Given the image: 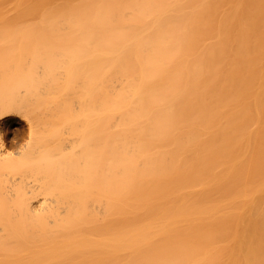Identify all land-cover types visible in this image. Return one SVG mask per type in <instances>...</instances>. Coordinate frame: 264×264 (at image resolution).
<instances>
[{
  "label": "bare ground",
  "instance_id": "6f19581e",
  "mask_svg": "<svg viewBox=\"0 0 264 264\" xmlns=\"http://www.w3.org/2000/svg\"><path fill=\"white\" fill-rule=\"evenodd\" d=\"M2 118L0 264H264V0H0Z\"/></svg>",
  "mask_w": 264,
  "mask_h": 264
},
{
  "label": "rangeland",
  "instance_id": "374dc122",
  "mask_svg": "<svg viewBox=\"0 0 264 264\" xmlns=\"http://www.w3.org/2000/svg\"><path fill=\"white\" fill-rule=\"evenodd\" d=\"M39 134H44L46 125H38ZM45 128V129H44ZM44 130V131H43ZM38 131L37 135L39 136ZM37 137V136H36ZM28 127L25 122L17 120L13 122L12 118L0 119V141H2L5 152L14 154L18 150L25 148L30 141Z\"/></svg>",
  "mask_w": 264,
  "mask_h": 264
}]
</instances>
